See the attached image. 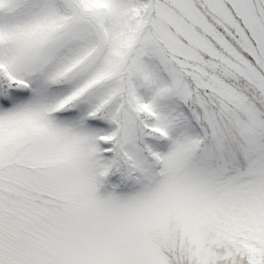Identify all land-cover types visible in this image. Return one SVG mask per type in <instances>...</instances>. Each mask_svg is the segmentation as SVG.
<instances>
[{
    "label": "snow or ice",
    "instance_id": "obj_1",
    "mask_svg": "<svg viewBox=\"0 0 264 264\" xmlns=\"http://www.w3.org/2000/svg\"><path fill=\"white\" fill-rule=\"evenodd\" d=\"M0 264H264V0H0Z\"/></svg>",
    "mask_w": 264,
    "mask_h": 264
}]
</instances>
